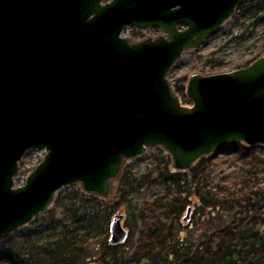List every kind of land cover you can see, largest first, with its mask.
Masks as SVG:
<instances>
[{"label":"water","instance_id":"95a60500","mask_svg":"<svg viewBox=\"0 0 264 264\" xmlns=\"http://www.w3.org/2000/svg\"><path fill=\"white\" fill-rule=\"evenodd\" d=\"M0 0V238L29 224L64 186L109 197L126 160L161 146L173 172L244 144L264 147V55L195 72L182 104L168 79L236 9L254 0ZM134 26L165 35L132 43ZM45 159L16 187L30 150ZM189 209L188 212H190ZM125 215L110 224L125 243Z\"/></svg>","mask_w":264,"mask_h":264},{"label":"rangeland","instance_id":"374dc122","mask_svg":"<svg viewBox=\"0 0 264 264\" xmlns=\"http://www.w3.org/2000/svg\"><path fill=\"white\" fill-rule=\"evenodd\" d=\"M262 1L254 0L239 6L232 17L202 47L185 51L182 59L172 67L168 79L183 105L190 107L193 104L186 94L193 73L213 74L243 68L264 55V9L253 15L247 13L248 5L257 7ZM124 35L135 43L145 38H157L165 33L157 27L138 30L130 26L125 29ZM179 87H184V90L176 92ZM227 150L207 156L210 158L208 166L203 172L197 173V180H194L192 170L195 165L183 172L182 184L186 185L185 190L199 182L204 192L212 190L209 197L219 200L223 196L216 194V190L234 191L241 200L249 197L244 196L249 190H264V147L252 152L248 157L239 156L235 152L229 153ZM46 153L45 149L30 150L26 153L15 177L16 187L25 185L29 175L45 159ZM168 171L173 172L170 153L161 146L148 147L144 154L125 161L120 176L112 184V194L109 197L88 193L81 183L64 186L57 191L54 202L46 211L36 216L29 224L0 238V253H24V259H29L32 253L36 260L41 258L38 253L42 251H46V254L60 250L68 259L67 249L72 252L74 247H77L82 250V254L78 262L74 259L75 264H102L101 257L113 252L108 249L111 245L110 224L116 214L121 213L125 215L123 225L129 230V238L119 252V255L128 256L125 259L123 256L119 257L120 264H138L132 262L131 257L140 249V232L144 229L143 217L150 223L160 220L164 225L160 237L167 239L164 245L153 244L156 247L154 249L151 246L144 248L140 255L151 250L152 260L163 264L164 256L168 253L161 250L174 243L180 236L187 237V240L192 242L196 241L197 246L212 234V229H207L211 226L209 211L197 212L196 205L192 203L186 205L180 215L174 216L170 208L164 207L171 203L173 197L186 196V193H174L173 190H181L180 187H171L162 180L161 174L166 175ZM260 198L262 197L249 202L241 201L234 211L224 212L223 215L227 217L224 222H244L264 235V204ZM92 220L95 225L93 230H88L87 225L89 226ZM213 222L216 223L215 227L223 223L219 214L215 215ZM133 231L135 233L131 235ZM79 238L84 239L78 242ZM70 242L74 244L70 245ZM131 249L133 251L129 253ZM45 254V257L48 256ZM138 258L142 260L140 264H147V259Z\"/></svg>","mask_w":264,"mask_h":264},{"label":"trees","instance_id":"16d2710c","mask_svg":"<svg viewBox=\"0 0 264 264\" xmlns=\"http://www.w3.org/2000/svg\"><path fill=\"white\" fill-rule=\"evenodd\" d=\"M249 9L247 13L255 14L258 10L264 9V0L261 5L255 7V5H248ZM184 90V87H179L176 92H181ZM258 149H262L261 146L250 148L244 144H237L230 147L227 151L229 153H237L239 156L248 157L252 152H256ZM210 158L203 157L193 168L194 180H197L199 172H203L205 167L208 166ZM183 172H169L161 174V178L165 183H169L171 187H180L181 190H173L174 193L185 194L184 197H173L170 204H167L166 208H170V211L176 215H180L184 210L185 206L188 204L196 205V210H207L211 213V226L207 229H212L211 236L207 237V240L198 244L196 246V241L192 242L187 240V237L180 236L174 243L165 246L161 251L168 253L164 256L163 264H264V235H261L259 231H255L254 228L248 227L244 222H236L235 220L229 221L227 224L224 222L227 220V217L224 216V212H232L237 208L241 201L249 202L250 200L258 199L262 197L264 204V190H249L245 193L244 196H249L247 199L242 198L238 199L236 192L231 190H216V194H222V199H215L209 197L212 190H207L204 192L200 187L199 182L192 184L188 190H185L186 185L182 184ZM199 181V180H198ZM182 184V185H181ZM260 192H262L260 194ZM173 193V192H172ZM259 200V199H258ZM221 217L223 222L218 227H215L216 224L213 222L215 215ZM144 220V229L140 232V249L135 251V254L131 257L132 262L141 263L142 259H147V264H159L158 261L152 260L151 250L144 255H140L144 251V248L151 246V248H156L153 246L157 243L159 245H164L166 239H161L160 234L164 231V225L159 220L155 223H150L146 217L142 218ZM219 219V218H218ZM95 223L93 220L90 222L89 226L87 225L88 230H93ZM155 225V227H154ZM85 229V228H84ZM135 231L131 235H134ZM24 237H29L24 235ZM84 238H79L77 241L80 242ZM164 240V241H163ZM74 243L70 242V245ZM125 246V243L119 244L116 246L109 245L108 249L113 252L104 254L102 258V264H120L119 257H122L124 254L119 255L121 247ZM77 246V245H75ZM72 249V248H71ZM77 251V253H75ZM133 249L129 250V253ZM42 251L38 253L41 258L34 259V255H30L29 259L22 258L24 253H17L15 255H7L5 253H0V264H75V260L78 262L81 258L82 250H78L77 247L69 251L67 249L66 254L69 256L66 259L62 255V252L51 251L47 252ZM170 252V253H169ZM29 254V252H28ZM48 255V256H44ZM128 255L123 256L125 257ZM75 259V260H74ZM130 260V263H132ZM139 260V262L137 261Z\"/></svg>","mask_w":264,"mask_h":264},{"label":"flooded vegetation","instance_id":"af4514ba","mask_svg":"<svg viewBox=\"0 0 264 264\" xmlns=\"http://www.w3.org/2000/svg\"><path fill=\"white\" fill-rule=\"evenodd\" d=\"M107 2V1H106ZM151 28V27H150ZM162 36V35H161Z\"/></svg>","mask_w":264,"mask_h":264}]
</instances>
